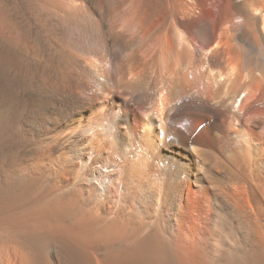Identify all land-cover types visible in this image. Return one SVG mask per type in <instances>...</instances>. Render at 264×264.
Instances as JSON below:
<instances>
[{
    "label": "bare ground",
    "instance_id": "obj_1",
    "mask_svg": "<svg viewBox=\"0 0 264 264\" xmlns=\"http://www.w3.org/2000/svg\"><path fill=\"white\" fill-rule=\"evenodd\" d=\"M0 264H264V0H0Z\"/></svg>",
    "mask_w": 264,
    "mask_h": 264
},
{
    "label": "rangeland",
    "instance_id": "obj_2",
    "mask_svg": "<svg viewBox=\"0 0 264 264\" xmlns=\"http://www.w3.org/2000/svg\"><path fill=\"white\" fill-rule=\"evenodd\" d=\"M113 101V100H112Z\"/></svg>",
    "mask_w": 264,
    "mask_h": 264
}]
</instances>
